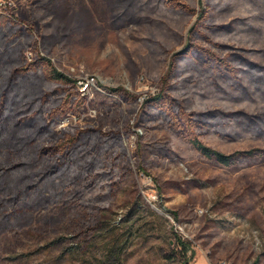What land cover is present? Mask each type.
<instances>
[{"label":"rangeland","instance_id":"374dc122","mask_svg":"<svg viewBox=\"0 0 264 264\" xmlns=\"http://www.w3.org/2000/svg\"><path fill=\"white\" fill-rule=\"evenodd\" d=\"M176 1L190 12L0 0V264H179V237L190 264H264V0ZM37 53L71 88L42 67L14 73ZM64 86L83 103L59 115ZM163 89L230 165L146 107ZM64 133L82 135L62 161Z\"/></svg>","mask_w":264,"mask_h":264},{"label":"trees","instance_id":"16d2710c","mask_svg":"<svg viewBox=\"0 0 264 264\" xmlns=\"http://www.w3.org/2000/svg\"><path fill=\"white\" fill-rule=\"evenodd\" d=\"M164 2L167 5H171L174 8H180L183 9L186 12H190L191 8L186 5L184 2H180V1H176V0H164ZM198 2L201 4L203 2V0H198ZM155 9V7L153 8ZM204 10H201L198 13L197 19H196V24H199L203 18H204ZM195 25L193 27H195ZM192 45H190V43L184 47V51L185 52L187 49H189V47H191ZM191 49V48H190ZM180 52V53H183ZM180 53H178V55H180ZM208 53V52H207ZM209 54V53H208ZM175 62V61H174ZM174 62L173 65H174ZM220 64V62H219ZM251 64H253V62H251ZM34 67H42L43 73L46 77L47 80L53 82V83H57L60 85H67L70 86V84H74V79H72L71 77H69L68 75H66L64 72L60 71L54 64L53 62L46 56L37 53V57L34 61L24 64L22 66H18L14 73L15 74H22V73H26L29 70H32V68ZM229 70V68H226ZM264 69V68H262ZM64 86L61 88H56L54 89V91L52 92H62L63 93V97L61 98L60 102H58L54 108L56 110H58V114L59 115H63V111L68 112V111H72V112H76L78 110V108L80 107V105L83 103V97H81L80 93L77 91H74L73 89L71 90V86L70 88ZM166 86H168V84H166ZM113 92H121V89L119 88H112L111 89ZM128 91H125V94H128ZM44 97L45 100L49 99V94L48 93H44L42 98ZM161 100H164L163 102ZM172 98H170V95L168 93H166V91L163 89L161 95L159 96H153L150 97L146 100V107L148 105L156 107L158 110H165L166 113H168V119H170V115L171 118L174 122V124L179 128L180 130V134L181 136L188 142V144L190 145V147H192L194 149V151L200 153L203 157L206 158H211V159H215L217 162L223 164V165H230L234 160V156H236V153H232L230 155L224 154L218 150H215L209 146H207L201 139L200 137L197 135L196 133V127L198 126V121L195 119L194 114L193 113H180V111L183 109H180L176 114L172 111ZM178 109V107H177ZM184 111V110H183ZM82 135V134H81ZM81 135H74V136H69L67 134H63L61 138H58V143L56 144L55 149L61 150V154L57 157H62V161L65 160L67 154L68 156L71 155V149L74 147V145L76 144V142L79 140V138H81ZM115 135L120 138V133H118V131L115 132ZM248 152V151H247ZM63 154H65L66 156H64L63 158ZM240 154V153H239ZM85 155H91L93 156V158L95 159V161L97 159H100V155H99V150L98 147L97 148H93L92 150L87 151V153H85ZM95 165V164H94ZM87 167L89 168V170L93 169V163L92 164H88ZM178 244L181 246V251L182 253H184L182 261H180L179 264H190V260H191V255H188L187 252L190 251V246L188 244L187 241H184L183 239H181L179 237L178 239Z\"/></svg>","mask_w":264,"mask_h":264},{"label":"built area","instance_id":"2783aa9c","mask_svg":"<svg viewBox=\"0 0 264 264\" xmlns=\"http://www.w3.org/2000/svg\"><path fill=\"white\" fill-rule=\"evenodd\" d=\"M89 83H90V81L86 82V84H85V86L83 88H86Z\"/></svg>","mask_w":264,"mask_h":264}]
</instances>
